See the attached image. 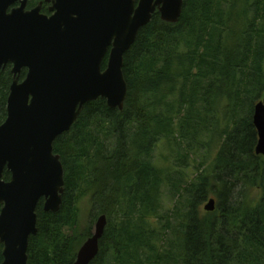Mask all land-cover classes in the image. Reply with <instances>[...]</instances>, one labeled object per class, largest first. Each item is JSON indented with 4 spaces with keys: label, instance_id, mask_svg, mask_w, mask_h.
I'll list each match as a JSON object with an SVG mask.
<instances>
[{
    "label": "trees",
    "instance_id": "obj_1",
    "mask_svg": "<svg viewBox=\"0 0 264 264\" xmlns=\"http://www.w3.org/2000/svg\"><path fill=\"white\" fill-rule=\"evenodd\" d=\"M122 73L123 109L89 102L53 143L61 205L55 214L37 205L27 264H73L101 215L107 225L91 264H264V158L254 153L252 123L254 105L264 102V0H183L176 24L156 12L125 53ZM12 81L10 66L1 70L0 123ZM162 140L187 158L216 149L208 176L184 190L170 184L172 197L181 191L184 199L177 227L173 218L159 223L170 178L149 158ZM210 199L214 211L202 213ZM81 201L89 208L84 226ZM167 231L176 233L179 255L165 249Z\"/></svg>",
    "mask_w": 264,
    "mask_h": 264
},
{
    "label": "water",
    "instance_id": "obj_2",
    "mask_svg": "<svg viewBox=\"0 0 264 264\" xmlns=\"http://www.w3.org/2000/svg\"><path fill=\"white\" fill-rule=\"evenodd\" d=\"M26 2L0 0V72L11 65L13 76L0 126V178L5 166L11 174L8 183L0 182L1 264H27L41 200L44 212L59 211L64 180L53 153L56 138L89 102L104 99L108 108L123 109L125 53L156 12L162 22L176 24L183 7V0H54L47 17L40 6L26 11ZM252 123L254 153L264 158V102L254 105ZM214 209L213 199L203 207ZM106 225L105 215L96 219L73 264L92 263Z\"/></svg>",
    "mask_w": 264,
    "mask_h": 264
},
{
    "label": "rangeland",
    "instance_id": "obj_3",
    "mask_svg": "<svg viewBox=\"0 0 264 264\" xmlns=\"http://www.w3.org/2000/svg\"><path fill=\"white\" fill-rule=\"evenodd\" d=\"M6 107V106H5ZM205 149L193 150L189 154L188 158L185 157V152L178 150L171 143L169 144L166 140L160 141L154 152L152 153L149 160L158 168L165 171L170 178L167 185H164L162 189L161 196V207H160V217L159 223L165 225V221L168 218H173L174 227H177L179 223L182 222L184 214V199L178 196H182L180 191L179 195L172 197L170 184L180 185V190H184L192 181L196 180L202 173L204 175L210 174V168L216 149L211 153H205ZM184 155V156H183ZM204 164V166H200ZM207 203V202H206ZM204 203L201 206V212H205L203 207L206 205ZM79 206V225L84 226L87 219L88 204L86 201H81ZM94 226H92L91 234L93 232ZM179 229V228H177ZM162 243L165 245L166 250H171L173 253L179 255V247L177 243L176 233L173 231H167L163 235ZM172 264H180L174 262L173 259L170 261Z\"/></svg>",
    "mask_w": 264,
    "mask_h": 264
},
{
    "label": "flooded vegetation",
    "instance_id": "obj_4",
    "mask_svg": "<svg viewBox=\"0 0 264 264\" xmlns=\"http://www.w3.org/2000/svg\"><path fill=\"white\" fill-rule=\"evenodd\" d=\"M53 3H54V0H27L25 10L31 11V10L35 9L36 7L40 6V14L47 16V17H50L53 14L50 12V9L52 8ZM18 5L19 4H16V5H14V7L16 8V7H18ZM8 66H10V72H11V69H12L11 65H7L6 67H8ZM23 70H25V69H23ZM26 73H27V71H26ZM25 76H26V74H25ZM19 77H20V74L18 75V81L19 82L23 81V79L25 78L24 77L23 79L19 80L20 79ZM5 113H6V107H5ZM0 116H2V108L1 107H0ZM5 119H6V115H5V118L3 119V121L0 123V126L5 122ZM10 180H11L10 171L5 166L3 168V171H2V176L0 178V182L8 183ZM2 207H3V205H0V211H1ZM0 250H1V257H2L3 246L1 244H0ZM2 261H3V257H2ZM2 261L0 262V264L2 263Z\"/></svg>",
    "mask_w": 264,
    "mask_h": 264
}]
</instances>
